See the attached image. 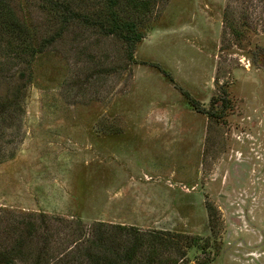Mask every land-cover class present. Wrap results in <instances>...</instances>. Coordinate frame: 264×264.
Instances as JSON below:
<instances>
[{
  "label": "rangeland",
  "instance_id": "374dc122",
  "mask_svg": "<svg viewBox=\"0 0 264 264\" xmlns=\"http://www.w3.org/2000/svg\"><path fill=\"white\" fill-rule=\"evenodd\" d=\"M55 1L0 34L3 264H264V0H144L131 56Z\"/></svg>",
  "mask_w": 264,
  "mask_h": 264
},
{
  "label": "trees",
  "instance_id": "16d2710c",
  "mask_svg": "<svg viewBox=\"0 0 264 264\" xmlns=\"http://www.w3.org/2000/svg\"><path fill=\"white\" fill-rule=\"evenodd\" d=\"M70 2L71 1L52 2V0H48V4L52 7L51 13L57 16V21L60 25H67L73 23L75 20L82 24H85L87 20L89 24L88 17L90 16L86 14L85 11L76 13L70 8ZM120 2L121 0H106L103 4V12L100 14L103 20L99 21L98 28H100L104 34H112L121 39L127 46V49H129L131 56L135 43L143 37V32L138 27L140 25V21L138 20V6L140 3L146 4V1L127 0L126 2H131V6H133V9H131L132 11L127 13L128 15L126 11L129 10V8L127 6H125L126 8L120 7ZM123 3L124 2H121V5L124 6L125 4ZM13 15V10L9 7L7 0H0V34L5 35L4 40L6 39V45L8 47L6 53H13L15 57H22L23 55L33 57L39 49L34 46V42L31 38V31L27 30L26 26L18 25ZM46 40L47 39H44L43 43H45ZM14 102L15 101L3 104L0 107V115L3 111H6L9 106L14 104ZM128 253L130 254V252ZM2 256L4 257L7 255L3 252L0 254V264H3L1 261ZM4 264H7V262L5 261Z\"/></svg>",
  "mask_w": 264,
  "mask_h": 264
}]
</instances>
